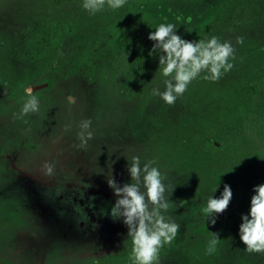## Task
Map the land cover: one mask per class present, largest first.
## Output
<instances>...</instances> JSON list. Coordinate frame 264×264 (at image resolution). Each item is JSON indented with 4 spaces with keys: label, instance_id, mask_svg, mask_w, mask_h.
Listing matches in <instances>:
<instances>
[{
    "label": "rangeland",
    "instance_id": "1",
    "mask_svg": "<svg viewBox=\"0 0 264 264\" xmlns=\"http://www.w3.org/2000/svg\"><path fill=\"white\" fill-rule=\"evenodd\" d=\"M263 75L264 0H0V264H264Z\"/></svg>",
    "mask_w": 264,
    "mask_h": 264
},
{
    "label": "trees",
    "instance_id": "2",
    "mask_svg": "<svg viewBox=\"0 0 264 264\" xmlns=\"http://www.w3.org/2000/svg\"><path fill=\"white\" fill-rule=\"evenodd\" d=\"M227 19L231 24L255 23L257 21L254 13L248 10L242 2H236L228 10ZM175 44L176 47H180L179 43ZM165 51L170 52L168 49ZM164 55L159 49L142 48L139 41L135 39L127 41L120 50V56L123 60L125 59V62H132L133 60L134 62H141L151 59V61L159 64ZM243 103L246 116L243 127L252 134L256 141L264 143V75L261 76L260 82L243 84Z\"/></svg>",
    "mask_w": 264,
    "mask_h": 264
},
{
    "label": "water",
    "instance_id": "3",
    "mask_svg": "<svg viewBox=\"0 0 264 264\" xmlns=\"http://www.w3.org/2000/svg\"><path fill=\"white\" fill-rule=\"evenodd\" d=\"M34 90L35 89H37V87H35V88H33ZM215 213L217 214V215H219L220 217H225L226 216V214L222 211V210H220V209H215Z\"/></svg>",
    "mask_w": 264,
    "mask_h": 264
},
{
    "label": "flooded vegetation",
    "instance_id": "4",
    "mask_svg": "<svg viewBox=\"0 0 264 264\" xmlns=\"http://www.w3.org/2000/svg\"><path fill=\"white\" fill-rule=\"evenodd\" d=\"M214 213H215V210H214ZM216 214V213H215ZM219 216V215H218Z\"/></svg>",
    "mask_w": 264,
    "mask_h": 264
}]
</instances>
